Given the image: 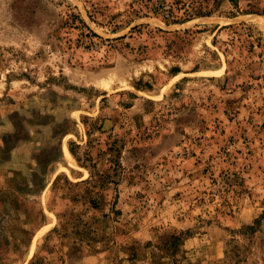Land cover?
Instances as JSON below:
<instances>
[{
    "label": "rangeland",
    "instance_id": "374dc122",
    "mask_svg": "<svg viewBox=\"0 0 264 264\" xmlns=\"http://www.w3.org/2000/svg\"><path fill=\"white\" fill-rule=\"evenodd\" d=\"M0 264H264V0H0Z\"/></svg>",
    "mask_w": 264,
    "mask_h": 264
},
{
    "label": "bare ground",
    "instance_id": "6f19581e",
    "mask_svg": "<svg viewBox=\"0 0 264 264\" xmlns=\"http://www.w3.org/2000/svg\"><path fill=\"white\" fill-rule=\"evenodd\" d=\"M106 83V82H105ZM107 84V83H106ZM66 149V148H65ZM66 152H67V154L69 155V156H71L72 157V155H71V153H70V151L68 150V149H66Z\"/></svg>",
    "mask_w": 264,
    "mask_h": 264
},
{
    "label": "trees",
    "instance_id": "16d2710c",
    "mask_svg": "<svg viewBox=\"0 0 264 264\" xmlns=\"http://www.w3.org/2000/svg\"><path fill=\"white\" fill-rule=\"evenodd\" d=\"M179 1V0H178ZM178 3H181V2H178ZM195 10H198V9H195ZM207 13H209V11H207ZM187 15H191L190 13H186Z\"/></svg>",
    "mask_w": 264,
    "mask_h": 264
}]
</instances>
